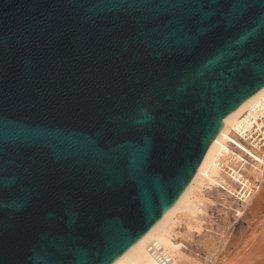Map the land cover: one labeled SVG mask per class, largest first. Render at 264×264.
Instances as JSON below:
<instances>
[{
  "label": "water",
  "instance_id": "obj_1",
  "mask_svg": "<svg viewBox=\"0 0 264 264\" xmlns=\"http://www.w3.org/2000/svg\"><path fill=\"white\" fill-rule=\"evenodd\" d=\"M263 87L264 0H0V264H114Z\"/></svg>",
  "mask_w": 264,
  "mask_h": 264
},
{
  "label": "rangeland",
  "instance_id": "obj_2",
  "mask_svg": "<svg viewBox=\"0 0 264 264\" xmlns=\"http://www.w3.org/2000/svg\"><path fill=\"white\" fill-rule=\"evenodd\" d=\"M229 131L230 127L225 128L214 144V175H210L211 181L194 185L189 196L191 213L186 217L181 215V210L169 222L170 241L181 254V264L223 263L226 256L238 245L240 231H235L236 225L242 221L247 224L249 221L255 222L264 214V198H261L263 189L261 187L257 191L254 182L251 184V179L254 181V170L259 169L264 160L252 152L255 158L247 168V178L240 179L243 183L242 192L241 186L229 177L230 172L222 168L221 161L230 159L236 164L240 159L239 155H231L228 140L230 137L227 135ZM255 183H258L257 180ZM262 184L264 185V181ZM248 186H252L251 189ZM259 191L262 192L261 195Z\"/></svg>",
  "mask_w": 264,
  "mask_h": 264
},
{
  "label": "bare ground",
  "instance_id": "obj_3",
  "mask_svg": "<svg viewBox=\"0 0 264 264\" xmlns=\"http://www.w3.org/2000/svg\"><path fill=\"white\" fill-rule=\"evenodd\" d=\"M263 94H264V87L255 95H253L251 98H249L247 101H245L236 111H234L227 118H225L223 128L221 129V131L219 132V134L211 144L201 166L197 171V174L195 175L193 181L188 186L186 191L183 193L181 198L178 200V202L137 244H135L114 264H129V263L152 264L153 262H155V260L148 251V245L152 240L159 241L174 257H176L177 260L180 261L181 254L180 252L175 250V248L173 247L170 241V236L168 232L169 222L172 219V217L175 216L176 213L181 210L183 212L181 215L184 214L186 215V217L191 213L192 204L189 201V196L193 192L194 185L197 183L201 185L206 184L207 182L209 183L211 181L210 175H212V177L214 175L212 154H213L214 144L217 141L218 137L225 128L227 127H230L231 129L235 128L237 120L240 117V115L247 112L253 101ZM257 155L260 156L259 154ZM261 160L263 161L264 158L263 159L261 158ZM263 167L264 166H260L259 169L254 170L255 171L254 181H252L251 179L252 182L251 184H253L254 182V186L255 184L258 186V184L255 183L256 180L261 181V183L264 181ZM248 187L250 188L252 186H248ZM259 187H262L263 189V193L261 192L262 193L261 198H264V185L261 184V186ZM251 193L252 192L250 191V196ZM261 193L259 195H261ZM239 229H240V237L237 242L238 245L234 249H232L231 252L229 251L230 253L226 256L224 262L221 264H264V214L255 222L249 221L246 227H243L242 224Z\"/></svg>",
  "mask_w": 264,
  "mask_h": 264
},
{
  "label": "built area",
  "instance_id": "obj_4",
  "mask_svg": "<svg viewBox=\"0 0 264 264\" xmlns=\"http://www.w3.org/2000/svg\"><path fill=\"white\" fill-rule=\"evenodd\" d=\"M229 135V149L231 155H239L238 163L230 159L221 161L222 168L230 172L229 177L242 188L240 179L247 178V168L250 161L254 162L253 153L264 158V94L253 101L248 111L241 114L237 120L236 127L227 133ZM264 166V164H261ZM240 176H243L240 178ZM256 190L261 187V181H257ZM242 193V197L243 198ZM148 251L154 258L156 264H181L165 247L157 240H152L148 245Z\"/></svg>",
  "mask_w": 264,
  "mask_h": 264
}]
</instances>
